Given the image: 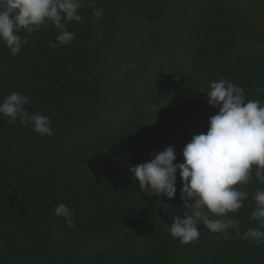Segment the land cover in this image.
Listing matches in <instances>:
<instances>
[{
  "label": "trees",
  "instance_id": "trees-1",
  "mask_svg": "<svg viewBox=\"0 0 264 264\" xmlns=\"http://www.w3.org/2000/svg\"><path fill=\"white\" fill-rule=\"evenodd\" d=\"M83 3L84 22L67 25L71 45L49 46L52 25L17 56L0 42V101L28 95L27 110L53 130L41 137L0 116V264H264V244L235 230L225 239L201 226L187 245L172 238L165 224L186 211L179 173L172 200L140 193L130 173L169 146L183 162L218 112L210 82L231 80L264 101V0ZM259 187L253 173L245 207L230 214L241 234L258 226L249 216ZM59 203L71 227L54 214Z\"/></svg>",
  "mask_w": 264,
  "mask_h": 264
},
{
  "label": "clouds",
  "instance_id": "clouds-1",
  "mask_svg": "<svg viewBox=\"0 0 264 264\" xmlns=\"http://www.w3.org/2000/svg\"><path fill=\"white\" fill-rule=\"evenodd\" d=\"M92 3L94 0H89ZM82 6L88 5L83 0H0V42L17 56L29 35L52 25L57 35L49 46L71 45L76 37L67 25L84 22ZM92 15L100 19L103 8H95ZM257 92L264 94V87ZM206 94L210 107L218 112L209 118L207 132L194 135L185 145L183 162L177 163L176 149L169 146L152 154L150 161L130 167L131 176L138 182L140 193L172 200L179 173L183 185L180 199L186 211L171 216L174 222L165 226L181 244L198 241L201 226L225 239H231L229 230H235L242 241L264 244V187L257 188L252 196L255 207L249 219L256 221L257 227L241 234L239 223L230 216L245 207L249 192L244 186L253 182V173L264 185V101L246 100L244 89L225 78L210 82ZM29 101L28 95L11 92L0 101V116L7 117L9 123L18 120L41 137H52L51 118L30 113L26 108ZM54 214L72 226V211L66 204L59 203Z\"/></svg>",
  "mask_w": 264,
  "mask_h": 264
},
{
  "label": "rangeland",
  "instance_id": "rangeland-1",
  "mask_svg": "<svg viewBox=\"0 0 264 264\" xmlns=\"http://www.w3.org/2000/svg\"><path fill=\"white\" fill-rule=\"evenodd\" d=\"M195 133V132H194ZM189 138H190V135H189ZM191 141V138L188 140V143ZM165 142V141H164ZM164 142H162V144L164 143Z\"/></svg>",
  "mask_w": 264,
  "mask_h": 264
}]
</instances>
